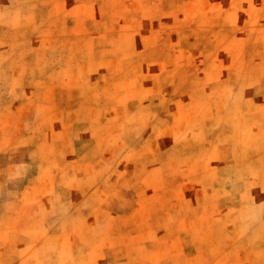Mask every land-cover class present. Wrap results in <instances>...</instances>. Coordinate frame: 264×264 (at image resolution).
<instances>
[{
    "label": "rangeland",
    "instance_id": "1",
    "mask_svg": "<svg viewBox=\"0 0 264 264\" xmlns=\"http://www.w3.org/2000/svg\"><path fill=\"white\" fill-rule=\"evenodd\" d=\"M0 264H264V0H0Z\"/></svg>",
    "mask_w": 264,
    "mask_h": 264
}]
</instances>
